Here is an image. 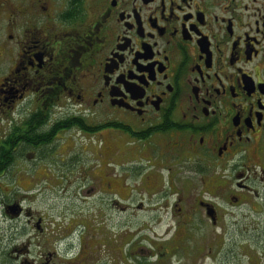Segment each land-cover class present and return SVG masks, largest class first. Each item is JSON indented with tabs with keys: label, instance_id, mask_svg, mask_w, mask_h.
I'll use <instances>...</instances> for the list:
<instances>
[{
	"label": "flooded vegetation",
	"instance_id": "1",
	"mask_svg": "<svg viewBox=\"0 0 264 264\" xmlns=\"http://www.w3.org/2000/svg\"><path fill=\"white\" fill-rule=\"evenodd\" d=\"M0 142L68 197L60 262L195 264L233 224L263 248L264 0H0Z\"/></svg>",
	"mask_w": 264,
	"mask_h": 264
},
{
	"label": "rangeland",
	"instance_id": "2",
	"mask_svg": "<svg viewBox=\"0 0 264 264\" xmlns=\"http://www.w3.org/2000/svg\"><path fill=\"white\" fill-rule=\"evenodd\" d=\"M12 177L7 179L8 185L2 182V188H0V264H30L34 263L31 262L33 258L38 260V264H52L53 262L67 264L60 262L59 259L64 260L63 251L68 239L71 238L69 243L73 245L74 252L80 247L78 235L68 237L65 233L57 231L58 226L65 223L61 210L65 204L69 203L68 197L63 196V190L50 188L22 190L16 184L17 179L15 182ZM20 199H24L25 208L30 209L34 224L38 223L39 218L43 219L45 229L43 232H40L36 226L27 224L30 215L16 219L11 214L5 213V205L18 204ZM244 229L242 224H233L231 233L224 237H217V242L214 244L205 242L204 238H196L195 242L197 245L200 243L201 251L197 252V258L193 253L194 263L264 264V247L257 249L254 245L245 243L247 234L244 233ZM255 234V232L250 233L251 236ZM85 240L89 243L96 242L89 237ZM90 246L93 247L92 251L96 252L93 253L94 257L88 260L87 254L83 253L84 257L76 261V264L95 260L107 264L110 259L107 250L103 251L98 246ZM50 252L56 254L48 256ZM117 252L114 250L112 253L115 255ZM43 254L45 255L41 258ZM60 254L61 257L57 258ZM117 256L122 258V252Z\"/></svg>",
	"mask_w": 264,
	"mask_h": 264
},
{
	"label": "trees",
	"instance_id": "3",
	"mask_svg": "<svg viewBox=\"0 0 264 264\" xmlns=\"http://www.w3.org/2000/svg\"><path fill=\"white\" fill-rule=\"evenodd\" d=\"M1 144V142H0ZM6 157L3 156V153H2V150L0 148V188H2V182L3 183H6L7 184V179L10 177V176H13L11 174V169H9L8 171V174L6 175ZM13 160V159H11ZM9 167V165H8ZM6 179V180H5ZM8 185V184H7Z\"/></svg>",
	"mask_w": 264,
	"mask_h": 264
},
{
	"label": "water",
	"instance_id": "4",
	"mask_svg": "<svg viewBox=\"0 0 264 264\" xmlns=\"http://www.w3.org/2000/svg\"><path fill=\"white\" fill-rule=\"evenodd\" d=\"M7 212L12 215V217H18L20 210L16 204L7 206Z\"/></svg>",
	"mask_w": 264,
	"mask_h": 264
}]
</instances>
